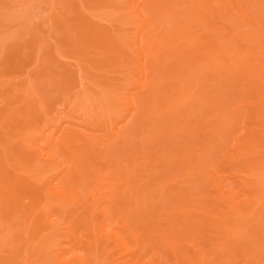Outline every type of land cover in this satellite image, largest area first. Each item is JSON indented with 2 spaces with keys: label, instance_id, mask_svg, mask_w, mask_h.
Returning <instances> with one entry per match:
<instances>
[{
  "label": "rangeland",
  "instance_id": "1",
  "mask_svg": "<svg viewBox=\"0 0 264 264\" xmlns=\"http://www.w3.org/2000/svg\"><path fill=\"white\" fill-rule=\"evenodd\" d=\"M182 1L183 0H181V6H173V9H168V14L162 16L164 21L160 26L154 24L152 19L153 16L149 14L144 16L146 19L145 24H148L147 27H144V24L142 26L141 24H130V21H136L130 16V0H0V167H3L5 173H8L14 178L15 181L13 180L12 185L25 180L35 183V185H41V187L45 186L44 194L47 202H43L41 206L42 208H39V211L42 212L41 214H43L45 220L48 218L56 220L61 215V212L65 213L72 207L69 205L62 207V210L59 209L61 202H58L55 196L50 193L49 190L51 189V185H55L57 188L65 190H75V188H77L78 196L82 199L84 207H81V205L76 206L75 208L77 212L75 213V216L70 217V221L75 220L77 218L76 215L81 214V218L86 222V231H82V229L77 230L78 236L81 237L82 241L88 240L92 235V231H90L91 224L93 222L99 223L102 221L101 212L95 209V205L92 202L91 184H88L89 181H92L89 183H96L99 181L101 184L95 195V199L97 200L96 205H100L107 210L109 218V228L107 229V232L109 233L113 230L115 234L121 233V228L130 221V217L126 216L125 212H120V208L114 206L115 198L127 195L126 198L128 199L131 194H136L139 199H142V197L136 193L137 188L141 191L157 188L154 185L156 183L155 180L149 185L145 184L146 172L144 173V171H146V167L144 166V161L141 160L142 155L138 154L140 159L137 157L138 155L135 148L132 149L131 147L132 150H128L131 152H129L130 154L133 155V153L135 154L136 152L137 155H134L135 157L131 156L132 158L134 157V159L130 160V162V158L127 159L124 154H121L122 156L119 155L122 151L119 154L115 152L119 146L121 147V145L124 144L125 139L118 138L117 140H114L113 134L123 126H126L128 131L133 132L135 130L138 131L144 125L143 121L145 120L144 112L146 111V107H142L140 110L139 107L141 106L142 94L145 92V89H139V80L141 78L139 66L142 63L145 69V86L152 89L155 85L151 82L147 85L149 81L147 77L151 79V77L156 74V70H154L153 67L156 63L155 56L159 53V51H157V47L160 45L159 34L164 27L165 28L162 32L168 30L171 34H176L177 32L175 30L177 28L179 29V24L183 25V27L187 26V29H189L187 30L189 33L188 36L191 37L192 41H195V44H192V41H190L191 39L188 38L190 39L188 41L189 44L195 45L196 49L201 48L203 51L207 50L205 52L207 54V60L203 62L202 66H200V63L196 64L199 65V67L196 69L197 79L194 81V84L197 85V88L195 87L193 89L194 91L198 90V86L203 84L205 74L207 76L217 75L215 69L214 71L211 70V65L218 63V65L222 66L221 68L225 70L230 67L231 60H233L235 64L240 61H246L245 59L248 60L252 58V61L250 60L251 62H249V64L255 65L259 63L260 60H264V55H262L264 54V50H261L264 49V47L256 48V43L252 44L251 47H248V45L246 47V45L240 42V38L246 35L251 36L250 38L253 39V36L258 29H260L259 39L262 40V38H264V24H262L264 21L261 20V25L260 23L259 25H256L257 29L254 28V25L247 22L250 20H257L259 17L264 19V16H262L264 15L262 14L264 13V0H219L224 8L222 6V8H218L216 5L217 0H211V2H208L209 0H202V3H200L199 0ZM139 2L141 3L140 7L146 4L155 3L157 4V7H160L156 0H139ZM170 3L172 4V1ZM208 3L212 6H207ZM231 5L236 8L235 12L237 13L235 14L232 12L234 13V16H242V19L239 18L237 21L234 19L235 21L233 20L229 22L230 19H228V17L232 14L229 9L231 8ZM212 7L217 11H213ZM209 9L212 10V12L216 11L215 15L211 14ZM170 11L173 13L170 14ZM194 11H200V13L202 12L205 16L207 14L209 18L207 20L212 26L214 23H217L214 24V26L220 28L218 29L220 33L218 32L217 34L216 29L213 30L214 27L211 28V26H209L210 23H208L209 25L202 26L201 32L196 35L195 30L197 28H191L192 26H196L194 20L197 18L194 16ZM217 12H219V14L223 12L221 16L222 19L221 17H218L220 20L215 18L219 15ZM216 13L218 14L217 16ZM212 17L218 22H215V19L213 20ZM231 19H233V17H231ZM89 26L94 28L93 31L96 30L98 33H106L113 37L116 44H118L119 51H115L117 53L107 51L108 49L106 50L100 44L92 46L84 45L82 43L83 38L90 35L89 30H87ZM198 34H201L199 36L200 38L198 37ZM196 36L198 37V40L194 39ZM136 38L140 42V47L144 50L145 55L143 60H141L136 52ZM188 39L186 38V41ZM169 41L172 42L173 45H171V48L173 49L179 42V44H182L183 42V40L182 42L181 40H178L179 42L176 41V38ZM197 41H199L198 44ZM210 41L213 42L212 46L209 45ZM105 42L107 43V40ZM188 42L186 43L187 45H189ZM222 43L225 44V46H228V49L235 48L233 59L230 58V60L226 61L227 58L221 55V53H218L216 46H221ZM16 44L22 48L20 54L22 62L20 67L15 70L16 73H13V71L8 74L6 73V68L9 66L11 61L9 59L12 57L10 46L12 47ZM262 45H264V43H262ZM253 47L254 49H252ZM250 51H252V54ZM48 55L51 56L52 59H47ZM55 63L58 65L56 66ZM174 63V60L171 59L164 60V65H169L168 67L170 68L175 67ZM261 63V66L264 67V61H261ZM59 65L61 67H58ZM47 68L50 72L47 71ZM241 70L242 74L237 75L239 77L236 79L238 80V83L245 85L250 82L254 90L261 91V85L253 81L256 80L255 77H252L251 75V79H249V76L247 75L248 70ZM249 71H251L250 68ZM56 74H60V76ZM61 77H64V79H61ZM210 79L213 81V87L216 89V87L219 86V80H216L215 76ZM64 80H67V82ZM26 81L27 85L23 86L26 88L27 92L23 93V87L21 85ZM204 81L206 82V79ZM163 84V79L160 78L157 85L162 86ZM168 85L169 83L162 86L165 87L163 88L165 89V92L168 91L166 89V87H169ZM212 88L209 87L208 90L206 89L205 91H210ZM207 94L208 93H206L205 96H201L200 99L198 98L199 101L202 100V98L207 99ZM248 94L249 95L246 94L244 97L242 108L245 115L243 116L242 114L243 118L238 122L235 134V138L239 142L237 143L231 138L228 141V144L226 143L227 145H222L223 140L218 139V141L221 142L218 144H221L223 147L221 148L220 146L221 151H218V153L215 154L216 152L214 151L216 150L214 149V151H209L210 153H208V155L211 154L210 159L214 162L217 160V163L219 164L222 163V159H227L229 154H233L234 156L238 150H244L245 148L243 146L246 145L244 142L246 143L247 141V144L249 143L250 146L249 149H245L246 151L244 150L246 154L245 152H242L243 155L239 158H235V156L233 158L229 157V161L228 159L225 160L227 163H224L221 167L214 166V169L208 162L209 168L207 167V169L201 168V165H199V163L196 164L195 162V165L193 166L194 169L189 176H186L185 171L181 172V169L178 168L180 169L178 171L179 176L173 179L163 178V182L157 188L159 191L151 193V198L154 202L160 198L158 196L161 195L162 192L165 195H168L167 200L168 198H175L173 196L176 194H178L177 196H179V194L186 195L191 192V188H194V192H191V194H195V191L199 192H196V194L200 195H198L197 198L191 197L189 194L186 195L187 197L190 196V199L194 200L195 198V200H199L198 202H200V204L197 202V206L199 207L200 205L202 209L201 211L204 213L202 214L204 216L198 215L199 220L195 219L196 222L190 220L192 223H196L194 224L195 228H193L195 234H192V236L189 234L184 238L183 242L185 245L182 242L183 246H177V261L174 254L170 253V251L167 252L166 256L163 250L150 248V250L148 249L146 251L139 264H187V261H190L191 264H196L197 262L199 263L197 260H200L202 257L203 260L201 259L200 262L204 261V264H264V248L258 246L255 241H252V244L250 241L253 239V235H255V229L252 228V224L257 221V216H261L259 218L264 219V214L259 213H264V210H262L264 208L260 206L262 205L260 203H264V199H260L261 197L264 198V167H262L264 166V138H262L264 137V125H262L264 124V121H262L264 120V112H262L260 116L255 115V112L257 111H264V100H258L255 93L252 94L251 90ZM17 96H19L20 99ZM15 97L16 99H14ZM175 99H178V97H175ZM175 99L174 101H176ZM195 101L196 98L188 104V110L186 109L187 111L185 110V113L182 110H180L179 113L182 111L185 115L187 113L197 114V117L193 115V118L195 117L196 119L199 117V119H197L198 121L190 122V127L196 125L200 119L204 120L202 125L205 123L207 124L209 121L208 124L212 125L213 123L211 120L205 116L206 112L203 113L199 111V106H197L198 101ZM208 102L205 103L208 104ZM232 108L233 107L231 106L230 109ZM161 112L162 109H159V117L162 115L160 114ZM184 114L183 116H185ZM202 114L203 116L201 117ZM210 114H213V117L216 116V113ZM126 116L127 119L124 121ZM185 117L183 119L181 115L178 119H183L184 127L188 128V125L185 126V123L188 122ZM206 117L208 119H205ZM178 119L175 122H180ZM210 119H212V116ZM183 122H180L182 130L184 129ZM213 125L215 127L218 126L217 123V126L215 124ZM221 125H223V123ZM199 127L201 128V125ZM223 128L224 126L222 129ZM182 130L181 133H184L185 131L183 132ZM138 140L141 143L140 138ZM109 144H112L111 148ZM160 146L161 145L159 144L156 145L154 152H162V150H160L162 146ZM120 147L118 148L119 151ZM158 147L159 149H157ZM39 149L40 152H47L53 159H56L57 163L52 164L51 162L43 161L39 156V152L37 153ZM199 150L200 146L196 147L194 149V154H201L202 152ZM30 152L37 154L33 156L35 157L33 158L34 162L30 164L31 166L29 165L30 167H27L28 165L22 166L20 160L18 161V159H14L16 154L22 153L27 155ZM213 152L214 154H212ZM110 154L112 155L111 157L109 156ZM113 154H115V156ZM203 154L206 155L207 153ZM162 157L166 159V153L162 152ZM198 158L201 162V157ZM201 159H204V157ZM256 159L258 163L256 162ZM127 160L129 163H124V161L127 162ZM260 163H262V165H260ZM114 164H119V166H114ZM125 164L129 165L126 166ZM258 164L260 165V168ZM95 165L100 169V173L95 174L92 171V167ZM120 165H124L127 169H130L129 167L134 169L129 182L126 180L125 175H121L120 171L123 170L118 168H122L123 166ZM79 166L81 167L79 168ZM244 167L247 171H244ZM250 168H255V170L251 172V175L256 173H258V175L261 174L260 181L255 182V177L250 176V173H248ZM203 169L206 173L203 172ZM200 171L204 176H201L202 174H197L198 172L201 173ZM157 173V169H153L149 172V175L151 178L153 177L156 179V177L158 178ZM240 174L242 176H240ZM181 176H186V178L183 179ZM76 179L77 181H75ZM142 179H144V181ZM182 179L187 180L184 183ZM172 180L182 181L175 184ZM73 183H76V187ZM238 183L240 185L236 188L235 186ZM220 185H223L222 190L225 191L226 194L233 195V198L230 199L231 202L225 203V201L216 198L218 194V191L216 190ZM189 186L190 190L187 189ZM247 186L250 187V192ZM0 188L6 191H4L3 196L0 197L1 207L3 201L7 199L8 195L6 194H8L7 190L9 187L4 188L1 184ZM185 191L187 193H184ZM149 199L150 198L146 199L147 203L150 202ZM232 200H234V202ZM237 200L238 202H242L239 207H235ZM21 203L22 205L28 206L29 199H22ZM190 203L191 202L187 205L189 210H191V205L196 204ZM219 204L220 207L218 206ZM129 207H131V205H129ZM1 209H3V207L0 208L1 260L2 258L4 259V257H9V259L14 258L13 255L17 254L16 256H18V258L15 256L17 260L15 258L12 260L10 259L11 264L12 262L13 264H43L45 262H48V264H58V261L55 258L57 256L50 251L49 247L51 246L46 248V246L48 244L51 245V243H49L50 241L46 239V237H43L45 236L43 232L40 233V235L38 234V238L33 241L22 244L21 240H18L15 235L17 232L14 231L21 223L18 218L21 213H18V216L16 214L18 219L16 221L15 215L13 216L14 220L11 216L12 219L10 218V220H6L3 216L4 210ZM237 210H240L242 215H245V213L247 215L243 216V219H239V217L237 219L236 215H234ZM36 212L37 211L31 212V214L28 213V215H31L32 217L26 215V217L29 218V222L31 218V220H33L36 216ZM114 212H117L119 222H116L113 217L112 214ZM164 213L165 212L156 213L158 216L155 220L159 222V220L164 219L166 217L163 215ZM189 214L191 215V213ZM232 216L235 217L236 220H239V222L242 220L238 226H236L238 221L235 222V219H232ZM254 216L256 219L253 218ZM171 217L170 222L171 220H176L175 216ZM221 217L223 219L229 217L225 223L228 224L231 231L237 233L236 235L241 234L238 237H247L242 240L246 243L248 241L247 244L245 243L246 248L244 249L250 248L252 254H247V252L237 253L239 249L235 250L236 252L228 250L233 242H231L230 239L225 238L227 234H220L222 235L220 236L213 228V225L220 224L218 221ZM192 218H197V215L192 216ZM202 222L203 225L201 226L200 224H202ZM172 223H175V221ZM172 223H169L168 225ZM197 223H200L199 225L201 227L199 225L197 226ZM98 226H96L95 229L97 230V237L100 238L101 232ZM53 227L55 226L53 225ZM242 233H244L243 236ZM126 235H128V233ZM250 236L251 239L249 238ZM26 237L27 235H25V238ZM44 240L48 241V243H46V241L44 242ZM127 242L132 248L130 249L131 252H127V255L124 256V253H122L116 245L110 244L108 238L104 239L103 248L110 252L106 258L108 259V262L117 260V263L115 262V264H122V262L127 261L130 262L129 264H135L134 260L137 256L132 252L135 248L133 238H131L130 235L127 237ZM225 242H227V246ZM34 245L36 247L38 245V250L31 251ZM42 245L46 246H43L42 248ZM82 245L84 244L79 243L77 247ZM61 246L64 247L67 252L73 251L71 243H68L67 240L62 241ZM31 247L32 249L29 250ZM10 254L11 256H9ZM256 257H258V259Z\"/></svg>",
  "mask_w": 264,
  "mask_h": 264
},
{
  "label": "bare ground",
  "instance_id": "2",
  "mask_svg": "<svg viewBox=\"0 0 264 264\" xmlns=\"http://www.w3.org/2000/svg\"><path fill=\"white\" fill-rule=\"evenodd\" d=\"M130 1H131V5H130V14L131 15L130 16L136 20V21H132V22L130 21V24H141V26L144 24L143 25L144 27L148 26V24H145L146 19L144 18V16H146L147 14L153 16L152 19H153L154 24H156V26H160V25H162V23L164 21L162 19V16H165L168 14L169 8L173 9V6L174 7L181 6V0H159V1L156 0V2L159 4L160 7H157L156 3L155 4H146V5H143L140 7L141 3L139 2V0H130ZM171 1H172V4L170 3ZM199 2L202 3V0H199ZM208 2H211V0H209ZM219 2H220L219 0L216 1V5L218 6V8L222 6L221 2L220 3ZM232 3H233V1H232ZM241 3H242V1H241ZM205 4H206V2H205ZM209 5L212 6L211 4L208 3L207 6H209ZM222 7L224 8V6H222ZM212 9H213V11L216 10V9H214V7H212ZM229 9L231 10V11L229 10L231 13L232 12H234L235 14L237 13V12H235L236 8L232 7V5H231V8H229ZM244 10H245V8H244ZM210 11H211V14L215 15V12L217 10L215 12H212V10H210ZM194 12L196 14V15L194 14V16L197 18L195 20L193 19L194 23H196L195 24L196 26H192L191 28H194V27L197 28L195 30L196 31L195 34L197 35V33L201 32L202 26L209 25L208 23H210V22L207 20V19H209L207 14H206V16H207L206 17L205 14H202V12L200 13V11H197V12L194 11ZM198 12H199V14H198ZM230 12H229V14H230ZM172 13L173 12L170 11V14H172ZM217 13L219 14V12H217ZM217 13H216V16L218 15ZM222 13L223 12H221V14H219L215 18H218V17L220 18L222 16ZM234 13L230 14V17H228V19H230L229 22L233 21L234 19L237 21V19L242 17V16L238 17V15H235L236 16L235 17ZM262 14H264V13H262ZM231 15H233V16H231ZM262 16H264V15H262ZM231 17H233V19H231ZM212 18H213V20L215 19L214 17H212ZM259 18L257 20H253V21L250 20L247 22L249 24L254 25L255 27L254 26L253 27L255 29H257L256 25H259V23L261 25V22L264 21V19H262V18L259 19ZM221 19H222V17H221ZM215 22H218V21H216V19H215ZM213 23H214V21H213ZM214 24H217V23H214ZM214 24L212 26L210 23L209 26H211V28L214 27L213 30L216 29L217 34H218V32H219L218 29H220V28H216L214 26ZM262 24H264V22H262ZM178 26H179V29L177 28L175 30L177 32L176 34H171L170 31H168V30L166 32H162L165 27L161 30V32L159 34L160 45L157 47V51H159V53L155 56L156 63L154 64V67H153V69L156 70V74L153 77H151V79L147 77V79L149 80L147 85L150 82L155 85L152 89L145 86V81H144V70L145 69H144L142 63L139 66L140 72H141V78L139 80V82H140L139 83V89H142V88L145 89V92L142 94L143 97L141 100V106L139 107V110L142 107H146V111L144 112L145 120L143 121V124H144L143 127L140 128L138 131L135 130L133 132H130V131H128L126 126H123L122 128L118 129L113 134L114 140L115 139L117 140L118 138H121V139L124 138L125 139L124 144L121 145L122 148L119 146L120 151H119V149H118L119 147H118L117 148L118 150L116 149L115 152H117V154H119L122 151L119 155L124 154V156H126L127 159L130 158L129 162H130V160L134 159V157H135L134 155H136V152H137V155L141 154L142 155L141 160L144 161V166L146 167V171H144V173L146 172L145 184L149 185L150 183H152L155 180L156 183L154 185L157 188L163 182L162 181L163 178L164 179H166V178L167 179L168 178L173 179V178L179 176L178 171L180 169H181L180 170L181 172L185 171L186 176H189V174H191V171H193V169H194L193 166L195 165V162H196V164L199 163V165H201V168L207 169V167L209 165H212L213 169H214V166H218V167L223 166L224 163H227V161H225V160L228 159V161H229L231 157L233 158L235 156V158H239L241 155H243L242 152H245L247 149H249V146H250L249 143L247 144V141H246V143L244 142V144H246V145L243 146V144H242V146L246 149V150L244 149L245 151L244 150H242V151L238 150V152L235 153L234 156H233V154H229L228 158L222 159V161H221L222 163H219V164L217 163L218 162L217 160L214 162L212 159H210L211 154L208 155V153L214 151V149L216 150V151H214V152H216L215 154H217L218 151H221V148H223V147L221 146V144L220 145L218 144V143H221L218 141V139L223 140L222 145H227L228 141L231 138H233L237 143L239 142L235 138V134L237 131L238 122H240L241 121L240 119H242L243 116L245 115V113L242 111L243 103H244V97L246 94L249 95L248 92L250 90L252 91V94L255 93L258 100H264V67L261 66V64H262L261 61H264V60H260L259 63H257L258 65L257 64L256 65L255 64H249V62L252 61V58H250L248 60L245 59L246 61H240L239 63H235L236 65L234 64L233 60H231L230 61L231 62L230 67H228V69H225V70H223L221 68L222 66L218 65V63L211 65L212 66L211 70L214 71V69H215V71H217V75L207 76L205 74L206 78L204 77V80L206 79V82L203 80V84L200 85L201 87L198 86L199 89L194 91L193 89L195 87L197 88V85L194 84V81L197 79L196 69L199 67V65H196V64L200 63V66H202L203 62H205L207 60V54L205 53L207 50L203 51V49H201V48L196 49L195 45H190L188 41L191 39V37L188 36L189 33L187 31L189 29H187V26L183 27V25H181V24H179ZM87 30H89L90 35L88 37L83 38L82 43L84 45L92 46V45L100 44L106 50L108 49L107 51L115 52L118 50V44H116V41L109 34L98 33V32H96V30L93 31L94 28L92 26L91 27L89 26ZM259 30L260 29L256 30L258 33L256 32L254 34V36L252 35L254 37L253 39L250 38L251 36L246 35L247 37L242 36L240 38V42L243 43L244 45H246V47H247V45H248V47H251V45L255 44V43L257 44L256 48L264 47V45H262V43H264V41H262V40H264V38H262V40L259 39L260 38ZM254 32H255V30H254ZM186 33H187V37H186ZM200 35L201 34H198V37ZM198 37L196 36L194 39L198 40L197 39ZM174 38H176V41L181 40V42H182V40H183V42H182V44H179L180 42L178 41L179 43L177 42L178 44L173 49V48H171V45H173V44L169 40L174 39ZM184 38H185V40H184ZM186 38L187 39L190 38V39H188L186 41ZM106 40H107V43L105 42ZM206 40H207V38H206ZM172 41H175V40H172ZM190 41H192V39ZM199 41H197V44ZM187 42L189 45L186 44ZM223 43L221 44V46H216L218 53L219 54L221 53V55H223L225 58H227L226 61L230 60V58L233 59L234 54H235V48L233 47V49H228V46H225V44H223ZM136 44H137L136 52L140 56L141 60H143V57L145 54H144V50H142V47H140V42L138 41V39L136 41ZM192 44H195V41H192ZM17 45L18 44L14 45L12 47L10 46L12 57H11V59H9V60H11L10 63L8 61L9 66L8 67L5 66V67H7L6 73H8V74H9V72H13V71H14L13 73H16L15 70H17V68L20 67L21 62H22L21 58H20L22 48H21V46H19V45L17 46ZM209 45L212 46L213 42L210 41ZM151 46H153V45H151ZM252 49H254V47ZM261 50H264V49H261ZM215 51H216V49H215ZM250 52L252 54V51H250ZM115 53H117V52H115ZM262 55H264V54H262ZM47 59H52V57L48 55ZM165 59L174 60V62H175L174 66L175 67L170 68V67H168L169 65H164ZM55 64H56V66L58 65L57 63H55ZM259 64H260V66H259ZM2 65H3V63H2ZM250 65H252V66H250ZM254 65H255V67H254ZM58 67H61V66L59 65ZM249 68L251 69V71H249ZM241 69H243L244 71L248 70L247 75L249 76V79H251V75H252V77H255L256 80H253V81L256 83H259L261 85V87H262L261 91L260 90H254L253 86L250 82L245 84V85H241V83H238V80H236V79H237V77H239L237 75L242 74ZM47 71L50 72V70L48 68H47ZM209 74H210V72H209ZM56 75L60 76V74H56ZM214 76L216 77V80H219L218 81L219 86L216 87V89H215V87H213L214 86L213 81H211V79H210ZM160 78L163 79L164 84L167 85V83H169V85H168L169 87L168 88L166 87V89L168 90L167 92H165L164 91L165 89H163L165 87H162L164 84L162 86L157 85ZM61 79H64V77L63 78L61 77ZM153 79H154V82H153ZM64 81L67 82V80H64ZM23 82H21V83H23ZM251 82H252V80H251ZM23 85L26 86L27 81L21 85L23 87L22 91L24 93L27 91ZM209 87H211V88L213 87V88L210 91L206 92L205 90L206 89L208 90ZM27 88H28V86H27ZM206 93H208L207 99L202 98V100L199 101L201 96H205ZM17 97L19 98V96H17ZM175 97H178V99H175ZM172 98H174L176 101H174V99H172ZM195 98H196L195 102L198 101L197 106H199L198 107L199 111H201L203 113L206 112L205 116H207L213 124L216 125V123H217L218 126L217 125L216 126L218 128L215 127L213 124L212 125L208 124L210 122L209 120H208L209 122L207 124L205 123L204 125H202V122L204 123V120H201V119L199 122H197L196 125L191 126V127L189 126L190 122L192 123L193 121H196L197 119H199V117L196 119H195V117L193 118V115L194 116L197 115L195 112H194L195 114H193V113H190V114L187 113L188 115L184 114L185 110L189 106L188 104L191 103V101L195 100ZM14 99H16V97ZM205 99H206V101H205ZM203 100L205 102L209 101L208 104L205 103ZM231 106L233 107L232 109H230ZM159 109H162V112L160 113L162 115H160V117L158 116V110ZM194 109H195V107H194ZM180 110L184 111V113L182 111L179 113ZM262 112H264V111H262V110L257 111V112H255V115L260 116ZM177 113H179V114H177ZM210 113H214V114L216 113L215 114L216 116L213 117V114H210ZM183 114L186 117L183 116ZM242 114H243V116H242ZM181 115H182L183 119L185 117V119L188 120V122L185 123L186 124L185 126H187V125L189 126L188 128L184 127L183 119H181V120L178 119V117H181ZM255 115H254V117H255ZM127 116H126V118H124V121H126ZM202 116H203V114L201 115V117ZM211 116H212V119H210ZM169 117H170V119H169ZM207 117L205 119H208ZM229 118H231V119H229ZM177 119H178V121L180 120V122H183V127H184V129H187V130H184V129L182 130V126H180V122H175V121H177ZM134 121H133V125H134ZM262 121H264V120H262ZM224 122H225V124H224ZM222 123H223V125H221ZM200 125H201V128L199 127ZM262 125H264V124H262ZM223 126H224V128L222 129ZM179 129H181L183 132L184 131L185 132L181 133V130H179ZM178 130H179V132H178ZM139 138L141 140V143L138 140ZM262 138H264V137H262ZM255 142H257V141H255ZM250 143H252V142H250ZM158 144L162 146V147L160 146L162 148V149L160 148V150H162V152L166 153V156H167L166 159H164L162 157V152H154L156 149V145H158ZM109 145L111 148L112 144H109ZM213 145H215V146H213ZM199 146H200L199 151L202 153L201 154L198 153L199 155H197V153L194 154V149L196 147H199ZM220 146H221V148H220ZM251 146H253V145H251ZM131 147H132V149H134V148L136 149V152H135V154L133 153V155L130 154L131 153L130 151L132 150ZM143 148H145V149H143ZM157 149H159V147ZM128 150H130V151H128ZM38 152L40 154V155L39 154L38 155L41 157V159H43V161H45V162L47 161L49 163L51 162L52 164L57 163L56 159H53L47 152H40V149L37 151V153ZM148 152H150L151 154ZM214 152L212 154H214ZM203 153H207V154L205 155ZM245 154H246V152H245ZM35 155H37V154H33V152L32 153L30 152L27 155L20 153V154H16V157H14V159L15 160L18 159V161L20 160V163L22 164V166L28 165L27 167H30L31 166L30 164L32 162H34L33 158H35V157H33V156H35ZM113 155L115 156V154H113ZM109 156L111 157L112 155L110 154ZM131 156H134V157L132 158ZM137 157H139V155ZM198 157H201V158L204 157V159L200 158V160H201V162H200ZM139 159H140V157H139ZM129 162H128V160H127V162L124 161V163H129ZM207 162L210 164L208 165ZM256 162L258 163L257 159H256ZM256 162H255V164H256ZM25 163H27V164H25ZM128 165L129 164H127L126 166H128ZM260 165H262V163H260ZM260 165H259V168H260ZM114 166H119V164L118 165L114 164ZM120 166H123L122 167L123 169L121 167L118 168V169L123 170V171H120L121 175H125L126 180L129 182L131 176L133 175L134 169H131V167H129L130 169H127L126 167H124V165H120ZM80 167L81 166H79V168ZM197 167H199V166H197ZM235 167H237V166H235ZM249 167H251V166H249ZM253 167H254V165H253ZM262 167H264V166H262ZM178 168H180V169H178ZM255 168H250V170L251 169H253V170H251V171L249 170L250 172L248 171V173H250V176L255 177V179H254L255 182H258L261 180V174H259L260 177H259L258 173L251 175V172L254 171ZM153 169H157V172H158L157 173L158 178L154 175L156 177V179L153 177L151 178L149 175V172L152 171ZM182 169H183V171H182ZM247 169H248V167H247ZM72 171H73V169H72ZM92 171L95 174L100 173V169L96 165L92 167ZM201 171H202V169H201ZM244 171H247L246 168ZM203 172H204V169H203ZM176 173H177V175H176ZM204 173H206V172H204ZM118 174H120V173H118ZM197 174H199V175L202 174L201 176H204L202 172L201 173L198 172ZM186 176L185 177L181 176V177H183V179H184V178H186ZM240 176H242V175L240 174ZM243 176H246V175H243ZM198 177H200V176H198ZM140 178H142V177H140ZM13 180H14V178L12 176H10L8 173H5L3 167H0V185L2 184V186L4 188L9 187V189L7 190L8 194H6V195H8L7 199H5V201H3V204L1 205V207H3V209H1V210H4L3 216L6 218V220H10L11 217L14 220L13 216L15 215V221H16V220H18L17 219L18 213H21V214H19L20 216L18 218H19V222L21 221L22 224L21 223L19 224V222H18L20 227L18 226L17 229H15L14 231L17 232L15 235L17 236L18 240H21L22 244L33 241L34 239L38 238V234L40 235V233L43 232L45 235L43 237H46V239H48L50 241L49 243H51V245H49V244L47 246L42 245V248H43V246L44 247L46 246V248L48 246H51V247H49L50 251L52 253H54L55 256H57L55 258L57 259L58 264H102L103 262H104L103 264H115V262L117 263V260H114L112 262H108V259H106L110 252H109V250L103 248L104 239L108 238L110 244L116 245V247H118L120 249V251L122 253H124L123 255L126 256L127 252H129L130 249L132 248V246H129L128 242H127L128 235H130L131 238H133V242H134V248L135 249L132 252H133V254H135L137 256V258L134 260L135 264H139L140 260L145 255L146 251L148 249L150 250V248H152V249L158 248L160 250H163V252L166 254V256H167V252L170 251V253L174 254V257L177 261V252H176V250L178 249L177 246H180V245L183 246L184 238L186 236H188L189 234H190V236H192V234H195L193 228H195L194 224H196V223H192V221H190V220H194L196 222L195 219L199 220L198 215L204 216V215H202L204 213L201 211L202 210L201 206L200 205H199V207L197 206V202L199 200L197 201V199L195 200V198H194V200L190 199V196L197 198V196L199 195V194H196L197 191H195L196 196H195V194H191V192H194V188H191V192H189V193H187L186 191L184 192V193H187L190 195L188 197L186 196L187 194L186 195L185 194H183V195L179 194V196H177L178 194H176L173 196L175 198H168V200H167L168 195H165L162 192V194L158 196L160 198L154 202L152 201V198H151L152 194L151 193L154 191H156V192L159 191L157 188L152 189V190L150 189L147 191H141L137 188L136 193L139 194V196H141L142 199H139V197L136 194H131L128 199L126 198L127 195L126 196H120V198H115V201H114L115 205L114 206H116V208H120L119 209L120 212H125L126 216L130 217V221L125 226H123V228H121V230H120L121 233L115 234L113 232V230H111L112 227L110 229L111 231L108 233L107 229L109 228V225H108V219L109 218L107 215V210L104 209L100 205H96L97 200L95 199V195L98 192V188L101 186V184L99 181H97L96 183H89V182H92V181H89L88 184L89 185L91 184L92 202L95 205V209L99 210L101 212L102 221L99 223L93 222L90 226V231H92L91 232L92 235L90 236V238L88 240L82 241L81 237L78 236L77 230L82 229V231H86L87 230L86 222L81 218V214L76 215L77 218L73 221H70V219H71L70 217L75 216V213L77 212L75 207L80 206V205H81V207H84V205H83L84 203L82 202V199L80 198V196H78L77 188H75V190H71V189L65 190L62 188H57V186H55V185H51V187H50L51 189L49 190L50 193L55 196V198L57 199L58 202H61L59 205V209L62 210V207H66L69 205H71L72 207L66 211L67 213L66 212L63 213L60 211L61 215L56 220H51L50 218L45 220L43 217V214H41L42 212L39 211V208H42L41 207L42 203L47 202V199L45 198V194H44L45 186L41 187V185H35V183L28 182L25 180L20 181L15 185H12ZM142 180L144 181V179H142ZM142 180H140V181H142ZM186 180H183L184 183ZM75 181H77V179ZM181 181L174 180L173 182L176 184V183H180ZM73 184L75 185L76 183H73ZM239 185L240 184L238 183L235 187L238 188ZM222 186L223 185H220V187H217L216 191H218V194H217L216 198L225 201V203H227V202L229 203V202H231L230 199L233 198V195L226 194L225 191L222 190ZM249 186H247V187H248L249 192H250L251 190H250ZM75 187H76V185H75ZM187 189L190 190V186H189V188L187 187ZM195 190H196V188H195ZM4 191L5 190L0 188V197L3 196ZM197 193H199V192H197ZM251 193H253V192H251ZM147 198H150L149 203H147V201H146ZM165 198H166V200H165ZM22 199H29L28 206L22 205V203H21ZM260 199H264V198L261 197ZM232 201L234 202V200H232ZM189 202L194 203V204L196 203L195 205H191V210H189V208H187V205ZM235 202H236V200H235ZM198 203L200 204V202H198ZM241 204H242V202L241 201L238 202V200H237L235 207L236 206L239 207V205H241ZM260 204H262L260 206L262 208H264V203H260ZM129 205H131V207H129ZM218 206L220 207V204ZM121 207H123V208H121ZM121 209H123V210H121ZM262 210H264V209H262ZM34 211H37L36 212L37 214L33 218V220H31L32 218L30 219V222H31L30 223L29 218L26 217V215H28V213L31 214V212H34ZM159 212H165L163 215L166 217L164 219L159 220V222H157L155 220L158 216L156 213H159ZM189 213H191V215ZM259 213L264 214L261 212H259ZM16 214H17V216H16ZM112 215L115 218L116 222H119L117 212H114ZM194 215H197V218H192V216H194ZM234 215H236L237 219H238V217H239V219L240 218L243 219L244 218L243 216H245L247 214L245 213V215H242L241 211L237 210V211H235ZM28 216H31V215H28ZM171 216H175L176 220L174 219V221L176 224L172 223V222H174L173 220H171V222H170V219L172 218ZM259 217H261V216H259ZM259 217L257 216V218H258L257 221H255V219H256L255 216L253 217V218H255L254 219L255 223L252 224V228L255 229V231H254L255 235H253L252 240H250L251 236L249 237L250 239L249 238L248 239L251 241V244H252V241H255V243H257L258 246H262V248H264V219L259 218ZM221 218H219V221L217 220L220 224L213 225V228H214V231H216L219 235L220 234L229 235V236L226 235V237L224 235L225 238H228L231 240V242H233L231 244V247L229 245L230 248L228 250L229 251H235V250L239 249L237 251V253L238 252L239 253L247 252V254L248 253L252 254V251L249 247L248 248L250 250L244 249V248H246L245 246L248 243V241L246 243V242H243L242 240L246 236H244V238L238 237L241 234L236 235L237 233L235 231H231L228 224L225 223L226 220L229 219V217L227 219L226 218L221 219ZM233 218L235 219V222L238 221L236 223L237 224L236 226H238V224L242 221L241 220L239 222V220H236V218L232 216V219ZM245 219H247V218H245ZM202 220H204V219H202ZM202 220H200V221H202ZM205 221H206V219H205ZM28 222L30 223V225ZM249 222H250V220H249ZM169 223H172V224L168 225ZM199 224L200 223H197V226ZM53 225L55 227H53ZM200 225L202 226L203 222ZM96 226H98L100 228V232H101L100 238L97 237V230L95 229ZM52 228H54V229H52ZM232 229H233V226H232ZM196 231H198V230H196ZM240 231H241V229H240ZM174 232H175V234H174ZM127 233H128V235H126ZM24 234L27 235L26 238H25ZM243 234L244 233H242V236H243ZM222 235H220V236H222ZM65 240H67L68 243H71V248L73 249V251L67 252L66 249L61 246V242L65 241ZM45 241L46 240H44V242ZM182 242H183V244H182ZM46 243H48V241H46ZM79 243H83L84 245L80 246L81 248L77 247ZM226 243L227 242H225V244ZM219 245H220V243H219ZM227 245L228 244H226V246ZM0 247H1V245H0ZM34 247H36V246L34 245ZM34 247H33V249H32V247L29 248V250L32 249L31 251H33V250L36 251L38 245L36 248H34ZM44 250H45V248H44ZM46 250H48V249H46ZM228 250H226V251H228ZM16 251H17V249H16ZM31 251H28V252H31ZM226 251H225V253H226ZM16 255L14 254L13 257L15 258ZM224 255H226V254H224ZM9 256H11V254ZM14 258H10V259L12 260ZM16 258H18V256H16ZM256 258L258 259V257H256ZM10 259H9V257H6V258L4 257V259L2 258V260L0 258V264L3 262L6 264H11ZM45 259H46V257H45ZM201 259L203 260V257L200 258V260H197V261H199V263L197 262L196 264H204L203 263L204 261L200 262ZM9 260H10V262H9ZM186 260H187V258H186ZM129 263H130L129 261L122 262V264H129ZM12 264H13V262H12ZM43 264H48V262L47 263L45 262ZM155 264H157V263H155ZM187 264H191V262L187 261Z\"/></svg>",
  "mask_w": 264,
  "mask_h": 264
}]
</instances>
